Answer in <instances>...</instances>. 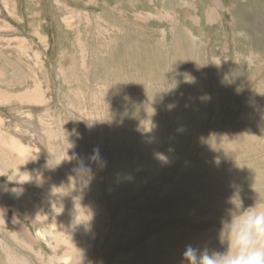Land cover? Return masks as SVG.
I'll return each mask as SVG.
<instances>
[{
	"label": "rangeland",
	"instance_id": "rangeland-1",
	"mask_svg": "<svg viewBox=\"0 0 264 264\" xmlns=\"http://www.w3.org/2000/svg\"><path fill=\"white\" fill-rule=\"evenodd\" d=\"M0 139V264L227 251L231 198L264 210V0H0Z\"/></svg>",
	"mask_w": 264,
	"mask_h": 264
},
{
	"label": "clouds",
	"instance_id": "clouds-1",
	"mask_svg": "<svg viewBox=\"0 0 264 264\" xmlns=\"http://www.w3.org/2000/svg\"><path fill=\"white\" fill-rule=\"evenodd\" d=\"M99 151L94 149L93 159L98 158ZM81 174L90 171L83 166L77 169ZM228 209L229 219L222 220L220 239L227 242V251H200L189 245L184 251L187 264H264V210H257V204L244 208L243 201L234 195Z\"/></svg>",
	"mask_w": 264,
	"mask_h": 264
},
{
	"label": "bare ground",
	"instance_id": "bare-ground-1",
	"mask_svg": "<svg viewBox=\"0 0 264 264\" xmlns=\"http://www.w3.org/2000/svg\"><path fill=\"white\" fill-rule=\"evenodd\" d=\"M209 15V14H208ZM213 16H215L214 15V13H212L210 16H209V18H213ZM215 18V17H214ZM211 20V19H210ZM6 28V27H5ZM4 28V29H5ZM3 98H5V97H3ZM8 98V97H7ZM0 140H2V139H0ZM14 141V139L13 140H11L10 142H12V151L11 152H13V154L15 155V156H17V157H22L24 154V152H23V148L22 147H20V146H17L16 145V143H14L13 142ZM2 142H5V141H3L2 140ZM6 143H4V145H5ZM10 144V143H9ZM6 146V145H5ZM11 149V148H10ZM7 166V165H6ZM5 167V166H4ZM21 167V166H20ZM22 169V168H21ZM24 171H25V169H24ZM24 171H21V170H18V168H16V173L14 174V178L13 179H15L16 181H18V182H20V184L22 183V184H26V185H31V183H32V179L26 174V171L24 172ZM3 171L0 169V177H1V173H2ZM38 173V175H37V178H38V181L39 180H42V178L40 177V171L39 172H37ZM67 173V172H66ZM34 179V178H33ZM35 181H36V179H34ZM42 181H44V180H42ZM34 182V181H33ZM36 183V182H35ZM43 186L46 188V190H47V192H46V197H45V199L44 200H46V202L44 203L43 202V205L44 206H51L52 208H55L54 206H56V199L57 198H60L61 196H62V192H61V189H60V187H59V185L56 183V181H54V180H52V178H50V180H46V181H44L43 182ZM71 187V186H70ZM6 190V189H5ZM25 199V198H24ZM25 202V201H24ZM27 202V201H26ZM0 203H1V205H2V203H4L2 200H0ZM27 204V203H26ZM29 206V205H28ZM5 208V211H6V209H7V207H4ZM50 209V208H49ZM35 214H37V222H39V224H42L43 225V228L45 229V231H46V233L48 234V237L50 238V240H51V244H52V242H54V240L55 239H57V236H58V234L61 232V230L63 229V228H59L60 227V224H61V221H60V223H58L57 225H54L53 227H52V229L51 230H47L46 229V225H47V218L45 217V216H43L41 213H39V209H37V210H35ZM62 217V216H61ZM81 217V216H80ZM62 221H65V219L64 218H62ZM0 222L1 223H4V224H8V223H11L12 222V220H10V218L7 216V215H5V212H3L2 210H0ZM36 222V223H37ZM35 223V224H36ZM63 223V222H62ZM49 225V224H48ZM47 225V226H48ZM59 226V227H58ZM61 226H62V224H61ZM49 227V226H48ZM22 232L23 231H21V234H18L20 237L19 238H22V239H24L23 238V234H22ZM25 235V237L27 238L28 237V239H29V236H28V234L25 232L24 233ZM21 239V240H22ZM20 240V239H19ZM18 240V241H19ZM49 240V239H48ZM25 243V242H24ZM49 243V242H48ZM49 243V244H50ZM30 245V244H29ZM28 245V246H29ZM54 245V244H53ZM6 250V249H5ZM13 259V258H12ZM16 259V258H15ZM17 260H15V262H16ZM63 261H65L66 263H71V257L70 256H66L65 258H63ZM17 263V262H16Z\"/></svg>",
	"mask_w": 264,
	"mask_h": 264
},
{
	"label": "crops",
	"instance_id": "crops-1",
	"mask_svg": "<svg viewBox=\"0 0 264 264\" xmlns=\"http://www.w3.org/2000/svg\"><path fill=\"white\" fill-rule=\"evenodd\" d=\"M20 234H21V232H20Z\"/></svg>",
	"mask_w": 264,
	"mask_h": 264
}]
</instances>
